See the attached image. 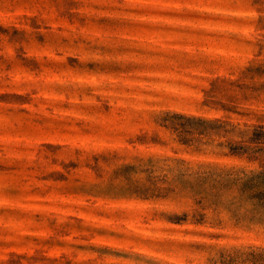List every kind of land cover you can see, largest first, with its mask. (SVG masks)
<instances>
[{
    "label": "rangeland",
    "instance_id": "374dc122",
    "mask_svg": "<svg viewBox=\"0 0 264 264\" xmlns=\"http://www.w3.org/2000/svg\"><path fill=\"white\" fill-rule=\"evenodd\" d=\"M0 264H264V0H0Z\"/></svg>",
    "mask_w": 264,
    "mask_h": 264
}]
</instances>
